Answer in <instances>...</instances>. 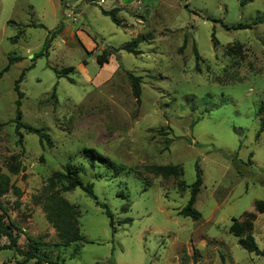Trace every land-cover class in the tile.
<instances>
[{"label": "rangeland", "instance_id": "rangeland-1", "mask_svg": "<svg viewBox=\"0 0 264 264\" xmlns=\"http://www.w3.org/2000/svg\"><path fill=\"white\" fill-rule=\"evenodd\" d=\"M68 1L0 0V71L18 59L0 78V171L20 190L0 204L3 222L20 230L18 245L42 237L40 256L59 264H264L228 232L233 219L254 213L252 236L264 249V213L254 211L264 201V23L223 28L264 20V0ZM114 8L120 26L101 13ZM146 34L141 55L121 51L98 64L103 50ZM67 68L73 84L54 73ZM23 70L21 122L42 130V146L34 134L21 130L19 143L14 133L13 88ZM126 71L141 77L139 104ZM85 149L108 162L88 159ZM11 163L23 171L10 174ZM150 165H176L183 176L164 180L144 170ZM195 166L202 178L196 222L179 215ZM68 170L93 184L96 200L80 189L61 194L75 208L81 238L62 247L42 199L47 179ZM7 243L0 234V246ZM0 264L35 262L3 251Z\"/></svg>", "mask_w": 264, "mask_h": 264}, {"label": "trees", "instance_id": "trees-1", "mask_svg": "<svg viewBox=\"0 0 264 264\" xmlns=\"http://www.w3.org/2000/svg\"><path fill=\"white\" fill-rule=\"evenodd\" d=\"M93 2H98L100 0H92ZM65 0H60V4L64 5ZM103 16L108 17L111 22L120 26L122 21L116 16L118 10L116 8L111 9L109 11L101 10ZM264 20L256 19L251 23H238L234 26H223L226 30H248L252 29V27L263 24ZM36 27H42L41 25H37ZM61 31V25H59L53 32H48V37L44 42L41 50L34 55V59L43 56V53L46 52L48 48V42H50L51 38L54 35H57ZM151 38V34L139 35L136 38L132 39L130 42L124 44L120 48H112L109 47L102 51L101 55L98 57V64L103 65L107 62V59L111 56H115L117 60V56L121 51H124L128 54H132L134 56L141 55V50L138 49L141 43L149 41ZM186 37H184L183 44L179 50L181 53L185 48ZM211 44L214 48L217 44L214 34L211 35ZM192 52L195 58V66L197 71H200L198 68V62L200 61V56L195 46L192 47ZM18 62L17 58H8L7 65L0 71V78L4 73H6L10 66L13 63ZM73 71L72 68L63 69L61 71L54 70L57 78H65L70 84H73V79L69 78V73ZM126 78L129 82L131 93L137 104L140 103V94H141V77L133 75L131 72L126 71ZM236 73L230 74L229 78L235 79ZM25 76V70H23L18 79L14 83V92L16 93V100L14 102L15 105V116L12 121L14 124V133L18 137V142L21 143L22 133L21 130H25L29 134H34L38 138L39 144L42 146L45 142V134L40 129H35L33 127L24 125L21 122V99L23 94L20 91L19 85L23 81ZM264 130V125H261V131ZM258 137V136H257ZM168 141H165V145L167 146ZM84 155L92 160L98 162H108V159L102 157L95 150L85 149L83 151ZM8 172L12 175H16L19 172L23 171V168L18 165L11 163L7 166ZM144 170L152 174L155 177H160L164 180H168L171 177H181L183 176V170L179 166L165 165V166H157L150 165L146 166ZM196 170V178L195 181L189 186V199L186 206L180 210L179 215L184 218H189L192 221L196 222L200 220V213L195 210L194 204L199 193L200 187L202 185L201 172L197 166H195ZM60 187L59 189L57 187ZM179 188L183 187L182 183H179ZM188 188V187H187ZM75 189L82 190L88 197L96 200L93 193V184L91 183H83L78 178L75 172L71 170L62 172H55L47 179V185L43 188V199H42V209L45 215L46 221L48 224L56 231L57 238L59 240V244L62 247H69L72 244L77 243L81 240L80 231L76 222V211L75 208L70 205L61 194L69 193ZM12 193L16 197L20 196V190L15 187L10 178L0 171V198L6 196L9 193ZM100 207L104 209L105 215L110 220V227L112 228V214L110 210L107 208L105 204H101ZM254 211L255 213L262 214L264 213V201H256L254 203ZM6 210L0 204V234L6 238L8 243L6 245L0 246V252L3 251H13L19 256L23 258V262L34 261L35 264H59L58 262L52 261L50 259H46L40 256V249L43 245L42 237L32 238L30 236H26V246L25 248H21L18 245V236L14 231H20L14 224H5L3 222V215ZM245 219L241 222L232 220L231 225L228 229L229 234H231L234 238H237V244L247 253L254 254L256 256L264 257V249L260 250L255 243V240L252 236L253 231V223L255 221L254 213H245ZM130 220H124L120 222L119 225L127 224Z\"/></svg>", "mask_w": 264, "mask_h": 264}, {"label": "built area", "instance_id": "built-area-1", "mask_svg": "<svg viewBox=\"0 0 264 264\" xmlns=\"http://www.w3.org/2000/svg\"><path fill=\"white\" fill-rule=\"evenodd\" d=\"M103 2H104V0H100V1H98L97 3H98V4H102ZM72 12H73V10H72V11H69V10H68V12H67V14H66V17L74 21V20H76V18H75V14L72 13Z\"/></svg>", "mask_w": 264, "mask_h": 264}, {"label": "crops", "instance_id": "crops-1", "mask_svg": "<svg viewBox=\"0 0 264 264\" xmlns=\"http://www.w3.org/2000/svg\"><path fill=\"white\" fill-rule=\"evenodd\" d=\"M67 2H69L68 0H67ZM67 5V4H66Z\"/></svg>", "mask_w": 264, "mask_h": 264}]
</instances>
